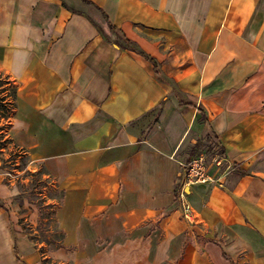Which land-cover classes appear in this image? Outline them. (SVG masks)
Segmentation results:
<instances>
[{
	"label": "crops",
	"instance_id": "1",
	"mask_svg": "<svg viewBox=\"0 0 264 264\" xmlns=\"http://www.w3.org/2000/svg\"><path fill=\"white\" fill-rule=\"evenodd\" d=\"M90 1L109 39L80 0H0V74L17 84L8 134L63 191L58 260L264 264V0ZM200 109L228 168L184 189L191 223L179 175L208 130ZM14 195L0 168V264H42Z\"/></svg>",
	"mask_w": 264,
	"mask_h": 264
},
{
	"label": "trees",
	"instance_id": "2",
	"mask_svg": "<svg viewBox=\"0 0 264 264\" xmlns=\"http://www.w3.org/2000/svg\"><path fill=\"white\" fill-rule=\"evenodd\" d=\"M80 1L86 5L92 6L95 10L99 11L102 18L104 19V22H106L108 29L110 30V32H113L114 26L110 23L107 14L99 6H97L90 0H80ZM72 10L75 11L74 9ZM90 20L98 28V31L100 32V34L106 39H109L104 34L101 27L96 22H94L91 18ZM113 43L117 44L123 49H128V50L134 51L144 56L147 60H149L152 63L156 73H159L158 62L154 58L149 56L147 53H145L143 50H141L133 41L129 39L123 40L121 37L116 35L113 40ZM16 98H17V84L15 83L14 80L10 79L9 76L0 74V149H2V147L5 146L6 144H9L12 147L11 153L13 156L24 158L27 155V151L24 148L17 146L8 134L9 128L11 126L12 118L14 117L15 112H16ZM200 111L202 114L201 119L202 121H204V123L208 127V130L200 140H198L192 147H190L189 149L190 155L191 156L197 155L195 154L196 150H198L199 148H203L204 152L207 154L209 159H211L214 156L224 157L225 149L223 145L218 140L216 134L209 127L208 119L204 111L202 109H200ZM1 120L3 121L1 122ZM15 157H12L11 159L13 160ZM2 167L3 168L6 167L4 161L2 163ZM27 175L31 177L30 186L26 187V185L23 182H20L24 178H21L17 184L18 189L20 191L19 193L20 197H23L21 195V191L26 192L28 190H34V189L41 188L45 186L47 182L46 178H52L46 172L43 166H39L38 169L34 172L29 171ZM8 180L9 179L6 178L5 183H8ZM52 180H53L54 186L56 187L58 191V200L52 204H41L37 202V207L39 209V223L40 224L43 218L50 216L51 212L47 211L50 208L54 209L52 214L55 218L56 208L58 207L62 199L63 191L58 187L55 180L54 179ZM32 193L33 192H31V195ZM0 205H1V202H0ZM59 231L60 233H59V238L57 240V243L48 241L47 243L52 245L48 250H44L42 246L38 248V253L40 255L42 264L56 263V261L59 264H65L59 260H54L51 257L46 256L45 254L48 251H53L59 248H64L63 232L61 230Z\"/></svg>",
	"mask_w": 264,
	"mask_h": 264
},
{
	"label": "rangeland",
	"instance_id": "3",
	"mask_svg": "<svg viewBox=\"0 0 264 264\" xmlns=\"http://www.w3.org/2000/svg\"><path fill=\"white\" fill-rule=\"evenodd\" d=\"M88 14L91 16V19L96 22L97 24L103 25L104 19L102 18L101 14L97 12L94 8H91L88 11ZM3 120H1L2 122ZM12 147L9 144L0 149V168L2 172V178L5 182V179L8 178V183L10 187L15 190L14 199L18 200L20 210V216L17 218L18 228L20 229L19 232L24 234L28 243L31 245L35 257L38 259L39 262V253L38 248L42 246L44 250H48L52 245L48 244L47 242H54L57 243L59 238V233L61 230L56 222V218H54L52 212L54 209L50 208L47 211L51 212L50 216L43 218L41 224L39 223V209L37 207V202L41 204H52L58 200V191L53 183V178H46L45 186L34 189L28 190L26 192L21 191V195L19 196V189H18V182L21 178L26 187L30 186V179L31 177L28 172H34L38 169L37 166L32 162L30 157L26 155L24 158L13 156L12 155ZM203 148H199L196 150L195 154L203 153ZM11 154V155H10ZM206 154V153H205ZM207 155V154H206ZM12 157H15L13 160ZM5 163L6 167H2V163ZM207 163L211 165V161L207 156ZM225 164L221 166L220 171L226 173ZM217 177V176H216ZM31 192L32 195H31ZM62 231V230H61ZM63 244H64V235H63ZM19 249V247H18ZM60 249V248H59ZM62 250H53L46 252V256L51 257L54 260H63L68 261V256L66 253L60 255ZM22 255V254H21ZM27 261L31 263L32 259L27 258ZM71 264H76L74 260H70ZM49 264H59L57 263H49Z\"/></svg>",
	"mask_w": 264,
	"mask_h": 264
},
{
	"label": "built area",
	"instance_id": "4",
	"mask_svg": "<svg viewBox=\"0 0 264 264\" xmlns=\"http://www.w3.org/2000/svg\"><path fill=\"white\" fill-rule=\"evenodd\" d=\"M209 160L211 165L207 163V155L203 152L192 155L180 163L179 197L181 199L182 216L191 223L194 222L195 216L192 208L183 200L184 189L193 184L213 183L223 173L220 171L221 166L225 164L223 157L214 156ZM225 168L227 169L228 166L225 165Z\"/></svg>",
	"mask_w": 264,
	"mask_h": 264
}]
</instances>
